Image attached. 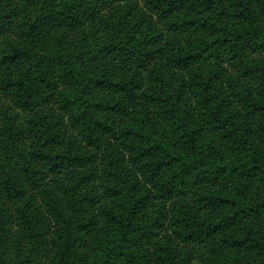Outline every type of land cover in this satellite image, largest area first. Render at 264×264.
<instances>
[{
	"label": "trees",
	"instance_id": "trees-1",
	"mask_svg": "<svg viewBox=\"0 0 264 264\" xmlns=\"http://www.w3.org/2000/svg\"><path fill=\"white\" fill-rule=\"evenodd\" d=\"M0 264H264V0H0Z\"/></svg>",
	"mask_w": 264,
	"mask_h": 264
}]
</instances>
